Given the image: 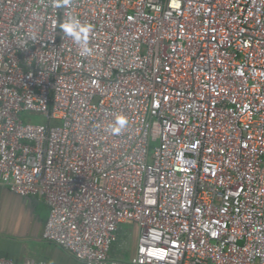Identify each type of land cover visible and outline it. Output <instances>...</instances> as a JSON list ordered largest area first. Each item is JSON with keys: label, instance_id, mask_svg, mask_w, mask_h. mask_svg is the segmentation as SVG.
Returning a JSON list of instances; mask_svg holds the SVG:
<instances>
[{"label": "built area", "instance_id": "obj_1", "mask_svg": "<svg viewBox=\"0 0 264 264\" xmlns=\"http://www.w3.org/2000/svg\"><path fill=\"white\" fill-rule=\"evenodd\" d=\"M0 182L83 264H264V0H0Z\"/></svg>", "mask_w": 264, "mask_h": 264}, {"label": "crops", "instance_id": "obj_2", "mask_svg": "<svg viewBox=\"0 0 264 264\" xmlns=\"http://www.w3.org/2000/svg\"><path fill=\"white\" fill-rule=\"evenodd\" d=\"M48 213L49 208L43 198L18 195L0 182V256L17 262L36 260L47 264H83L78 259L68 260L67 251L43 237ZM139 232L134 222L122 224L111 255L120 259L133 256ZM32 241L39 243L37 251L29 246Z\"/></svg>", "mask_w": 264, "mask_h": 264}, {"label": "clouds", "instance_id": "obj_3", "mask_svg": "<svg viewBox=\"0 0 264 264\" xmlns=\"http://www.w3.org/2000/svg\"><path fill=\"white\" fill-rule=\"evenodd\" d=\"M62 28L64 32L73 39L74 43L78 45L82 55L90 53L89 33L92 31L91 26L81 24L73 17H68L62 24ZM121 123L123 122L121 121Z\"/></svg>", "mask_w": 264, "mask_h": 264}, {"label": "rangeland", "instance_id": "obj_4", "mask_svg": "<svg viewBox=\"0 0 264 264\" xmlns=\"http://www.w3.org/2000/svg\"><path fill=\"white\" fill-rule=\"evenodd\" d=\"M129 224H131V223H129ZM29 246L31 247V249H35V251H37V248L39 246V243L32 241V242H30ZM68 260L76 261L77 259L72 254L68 253Z\"/></svg>", "mask_w": 264, "mask_h": 264}]
</instances>
